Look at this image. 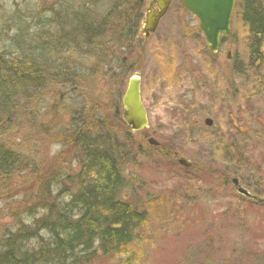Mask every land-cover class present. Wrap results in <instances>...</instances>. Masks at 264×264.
Wrapping results in <instances>:
<instances>
[{
  "label": "rangeland",
  "instance_id": "rangeland-1",
  "mask_svg": "<svg viewBox=\"0 0 264 264\" xmlns=\"http://www.w3.org/2000/svg\"><path fill=\"white\" fill-rule=\"evenodd\" d=\"M148 1L96 0L80 8L74 0H0V27L13 19L10 23L24 30L34 21L24 20L29 13L62 18L70 3L94 26L107 20L92 46L87 38L72 37V24L50 26L43 38L57 50L49 54L48 67L16 98L9 124L0 118V135L24 162L9 175L0 174V236L29 214L28 207L39 209L58 191L74 187L65 180H74L78 171L71 137L84 126L114 143L123 197L146 212L124 251L97 252L88 264H264V203L240 196L230 180L237 176L264 198V87L232 72L246 61L245 28L235 15L230 34L212 53L196 17L181 0H171L158 27L142 38ZM128 23L135 28L130 38ZM1 33L0 51L10 49L7 32ZM133 72L140 73L149 119L148 128L137 133L121 120L120 99ZM207 117L210 127L203 123ZM148 137L174 147L176 157L151 147ZM221 139L239 143L244 169L233 163L224 169L212 158L215 146L219 155ZM181 156L191 161L190 170L177 163Z\"/></svg>",
  "mask_w": 264,
  "mask_h": 264
},
{
  "label": "trees",
  "instance_id": "trees-1",
  "mask_svg": "<svg viewBox=\"0 0 264 264\" xmlns=\"http://www.w3.org/2000/svg\"><path fill=\"white\" fill-rule=\"evenodd\" d=\"M74 1L80 3V8L96 3V0ZM71 6L62 18L59 13H29L24 20L34 21L24 26V30L17 23H10L13 19L8 25L2 24L0 27V37L3 35L1 30L7 32L10 47L0 51V118L3 117L7 125L9 115L16 107V98L29 88L26 86L39 82L41 69L45 70L49 65V54L57 50V44L46 45L48 39L45 41L43 38L50 26L63 28L72 24V37L87 38L90 46L94 39L104 35L101 28L106 24V19H100L101 23L94 26L87 21L86 14L71 10ZM234 15L238 16L245 28L247 54L246 61L235 64L232 72L246 82L264 87L262 0H237ZM31 26L34 33H29L32 32ZM126 26L125 33L130 38L135 28L131 25L130 29L129 23ZM12 30L14 34L11 35ZM26 36H30V39ZM181 124L187 133L186 120H182ZM71 142L79 154L78 171L74 180H65L74 187L58 191L51 200L40 204L39 209L28 207L25 211L29 214L18 217L14 229H3L0 236V264H88L97 252L113 256L124 251L134 240L135 230L145 221L146 212L132 206L123 197L122 163L114 143L106 134H94L84 126L74 129ZM214 143L216 145V140ZM237 144L221 139L217 144L219 155L215 157V146L212 158L224 169L229 170L232 163L242 168L243 163L238 157L242 149ZM163 148L159 145L155 149L162 152ZM173 149L169 146L168 152L163 151V154L171 155ZM22 166L24 162L20 152L0 135V174L9 175ZM226 176L228 180L230 173L226 172ZM59 179L56 176L54 181Z\"/></svg>",
  "mask_w": 264,
  "mask_h": 264
},
{
  "label": "water",
  "instance_id": "water-1",
  "mask_svg": "<svg viewBox=\"0 0 264 264\" xmlns=\"http://www.w3.org/2000/svg\"><path fill=\"white\" fill-rule=\"evenodd\" d=\"M170 0H153L157 5V11L152 12L150 8L146 13L143 22L142 31L145 36L153 32L160 17L165 13ZM150 2V3H152ZM185 9L194 14L199 20V29L202 31L207 47L215 52L220 43V36L229 35L230 33V17L233 11L235 0H182ZM122 120L131 131H139L148 124L147 113L140 97V81L139 74L134 73L128 81L122 96ZM206 125H211L209 118L204 120ZM150 144H157L155 139L149 138ZM178 162L183 166L189 163L184 157H180ZM232 183L236 187V191L248 198L255 199L258 203L262 199L249 194L245 189L238 186L237 179H232Z\"/></svg>",
  "mask_w": 264,
  "mask_h": 264
},
{
  "label": "flooded vegetation",
  "instance_id": "flooded-vegetation-1",
  "mask_svg": "<svg viewBox=\"0 0 264 264\" xmlns=\"http://www.w3.org/2000/svg\"><path fill=\"white\" fill-rule=\"evenodd\" d=\"M153 7H155V4H153Z\"/></svg>",
  "mask_w": 264,
  "mask_h": 264
}]
</instances>
